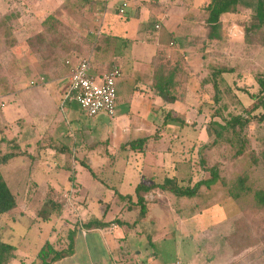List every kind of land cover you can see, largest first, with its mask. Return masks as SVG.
<instances>
[{
	"label": "rangeland",
	"instance_id": "rangeland-1",
	"mask_svg": "<svg viewBox=\"0 0 264 264\" xmlns=\"http://www.w3.org/2000/svg\"><path fill=\"white\" fill-rule=\"evenodd\" d=\"M4 1L6 3L4 6L2 5L0 11V103L3 102L0 106L1 109L5 107L6 101L12 99L11 93L13 91L27 89L24 87L34 85L33 81L36 79L34 76L38 73L40 74L39 69L33 70L34 63L41 65L40 70L51 71L53 67L59 68L60 65L65 63V60L74 59L75 57H72L71 54L72 50L78 52V57L80 58H93L94 63L96 62V55L102 59L103 51L122 54L124 50H129L132 54L140 55V57L137 56L135 58L138 59L139 57L141 61H146L145 66H143L144 68L149 67V60H147L149 59V52L155 50V47L153 44L147 43V35L148 32L151 35H155L154 33L158 29L160 30L163 25L160 19L150 16L151 13L147 7L141 5L140 8L142 9L139 8V10L136 6L131 7L132 14H135L137 10L139 12V19L134 22L136 30L130 36L131 41L126 38V40L124 38H122L123 40L117 39L114 36L107 40L100 38L97 31L101 32V28H98V26H94V32L88 30V28L84 29L83 25L77 22L78 30L75 31L71 24L64 22L60 18L64 13L56 11L53 7H48L44 11L37 10L36 14L32 13V15H35L32 17L30 11H28V7L24 6L27 0ZM149 1V4H154L157 1L161 3V12L164 14H160V18L163 16L165 18L171 17L172 23L170 27L175 28L168 47L161 50L166 53L167 57H171V55H174V51H179L177 49L181 48L180 51L185 54L190 66L195 69L193 71L195 74L189 82L190 88L187 102L176 101L171 106L174 113L185 117L187 125L183 126L173 121V123H168V121V124L166 123L168 132L171 135H178V138L172 141L173 151L171 155H174L172 159L185 160L180 162L178 166L180 176L178 183L179 185L189 184L187 181L192 171L191 168L195 172L194 181L209 176V172L202 170L199 163L201 154L207 157L208 160L210 159L212 163H220L221 175L227 178L230 175L235 176L241 170L248 167L250 162L247 159L233 158L231 152L224 147L220 150H206L205 143L208 144L212 138V136L208 135L206 129L215 111L220 109L221 114L228 116L229 112L240 113L245 107L252 109L253 105L256 104L251 98V93H256L259 90L257 78L264 75V46L246 42L243 26V22L249 19V16L254 12L255 0H243L237 13L223 16L224 39L221 42L212 41L207 47V56L205 58L202 57V53L195 51V47L200 44L191 42L190 37L199 36L201 32H207L205 19L208 16V11L205 5L210 0ZM90 2V0L75 2L73 4V7L75 6L73 11L75 8L79 9L78 11H74L72 17L83 16L84 14L81 15V13H85L86 11L92 13V4ZM15 3L17 4L15 5ZM122 3L123 0L115 1L113 9L117 10ZM16 6H23L25 8L20 10ZM31 10H34V8ZM102 10L98 11V13L102 12ZM50 11H54L55 13H50ZM116 13L122 12L119 10ZM165 18L163 19L164 21ZM30 19L33 20L29 22ZM73 25L76 26L75 23ZM40 36H45V38L41 39ZM134 38H137V41H134ZM149 41H151V38ZM111 46L112 48H110ZM60 49L67 52L60 55ZM113 63L114 61L107 62L108 69ZM208 63H214L219 66L224 65L234 69V73L224 74L220 79V87L224 100L219 105H215L210 92L201 87L200 79L202 77L208 78L211 74L206 68ZM101 71L103 72L104 69ZM196 73H200V78L195 76ZM39 74L37 79L42 81ZM26 96L28 97V94L24 92L23 96L21 95V99L23 97L26 98ZM69 105L75 110L74 113L80 124L84 123L92 127L101 118L99 114L96 116L87 115L76 101H72ZM223 105H226V107H223ZM13 106L16 105L11 104L10 107ZM201 106H203L202 111H200ZM124 108H127V106H124ZM131 109L135 114L140 116H146L147 114V111L138 105H133ZM155 111L156 108H153L152 112ZM259 111L263 112L264 108L260 107L256 112ZM162 113L166 114V111H161L160 114ZM20 115L22 116L24 113H18L17 116ZM2 117L0 115V138L1 133L5 129V121ZM218 118L221 119L222 116H218ZM164 119L163 116L157 118L158 124H155V131L164 123ZM174 131L179 132V134H175ZM188 136L191 137V139L189 138L190 140ZM248 136L254 144L257 143L258 138H261L259 140L261 142L262 137H264V124L253 122L248 130ZM192 138L195 139V142ZM152 142L153 140L149 142L150 146H153ZM164 143L166 145L165 141ZM154 144L157 147L155 142ZM159 144L161 146L163 143ZM200 147H204L205 150ZM198 149L201 150L198 151ZM151 155V153H147L146 156L144 154L136 157L134 153L124 150L118 153L115 160L117 170H123L124 173L118 171L111 173L112 170L110 171V169L100 173L101 171L96 168V176L105 178L104 180L107 179L106 182L108 181L109 184L122 186L120 178L124 174L126 176L124 180L125 184L127 181L133 182L136 177L132 174L130 163L136 161V163L138 162L137 165H142L145 158L146 160H151ZM127 159H130V163L129 168L125 169ZM155 159L159 161L161 158L155 155ZM19 160L22 161V158H18L14 164L21 162ZM164 161L166 163L171 161L170 156H167ZM31 163L28 158L23 159L21 165L16 170L20 175L18 179L24 178V180L23 182L20 180L22 183L17 189L12 185L17 193L18 202L24 205L15 208L7 214L0 215V239L18 246L24 242V239L33 243V246H35L36 241L40 244L41 239H52L53 235L57 237L55 240L59 239L56 230L59 227L66 226L65 224L61 226V222L63 221L62 217L59 216L61 208L62 210L68 209L66 216L70 220L69 223L74 226L77 225L75 221L79 220L80 216L83 215L82 210L84 207L78 203V199L76 200L74 197H71L72 195L76 196V190L78 191V187L75 186V184L77 185V181L73 175L78 179L81 178L80 170L76 172V168L80 169L81 164L78 163V166H74L75 164L57 166V163L55 164L54 161H51L49 162L51 163V167H41L43 171H40V174L37 176L43 177V179L51 183L54 180L55 184L52 183V186L61 191L60 199H58L59 194H54V196L46 199L41 195L40 191H35V188H31L32 186L28 185L29 177L34 176L38 172V170L31 171L35 166L31 167ZM42 164L36 165L41 166ZM132 165L135 166L134 163ZM255 174H261V179L264 182V173L262 174L261 171H257ZM5 175L9 179V182L12 183L13 178L11 175L7 171H5ZM86 177L91 178L90 174H87ZM91 182L92 180H87L89 188L100 189L102 191L103 188H107L106 185L101 183L96 187ZM42 190L47 191L46 188ZM108 190L111 191L110 188ZM111 195L112 193H104L100 196L104 201L95 199L92 202L93 213H96L98 218H104V213L107 212L108 206L111 204L110 198H108ZM157 200L160 201L158 205L163 209H168L167 211L164 210V216L157 218L158 236L162 238L170 236L169 239L176 241V248H172L173 243L170 240L162 242V244L169 245L164 252H160L161 258L164 260L175 256L177 252V256L186 262V264H264V241L260 239L262 232L259 230L260 224H263L264 220L261 216L256 218V222L250 218L247 219L245 216H250L252 213L241 212L239 205L230 196L227 187L221 180L210 188L203 186L199 193L193 197L166 190L163 191L162 196ZM246 219L249 223L246 222ZM243 220L244 223H242ZM236 221H241L244 231L248 228V236L245 243L248 244V247L238 255H234V248L228 241L231 233L237 228ZM60 234L62 238L67 239L66 237L69 232L68 230H64ZM138 242L140 243L139 240ZM33 249L23 250V252L27 256H31V254H34ZM156 251H159L157 246ZM141 258L142 260H147L146 255H143Z\"/></svg>",
	"mask_w": 264,
	"mask_h": 264
},
{
	"label": "crops",
	"instance_id": "crops-1",
	"mask_svg": "<svg viewBox=\"0 0 264 264\" xmlns=\"http://www.w3.org/2000/svg\"><path fill=\"white\" fill-rule=\"evenodd\" d=\"M78 1L80 0H27L24 6L28 7V11H30L32 17L35 16L32 15V13L36 14L37 10L44 11V9L48 7H53L56 11L64 13L60 18H62L64 22L71 24L73 26L71 27L75 31L78 30L77 22L81 23L84 29L88 28V30L91 31H94V26H98V28H101V32L97 31L100 38L107 40L114 36V38L117 39L126 38L131 41L130 36L133 34V31L136 30L134 22L139 19L138 10L141 5L147 7L151 13L150 16L160 19L163 25L161 28L158 25L160 30L158 29L156 33H154L155 35H151L148 32L147 43L153 44L155 50L149 52V59H147L149 60V67H146L147 69L143 67L146 61H141L139 59L140 55L135 53L132 54L129 50H124L122 54H113L103 51L102 59L96 55V64L93 58H85L92 61L94 65L93 71L96 74L101 73L102 69H104V71L108 69V61L118 63L122 68L123 75L117 82L118 99L114 117L106 113H99L101 118L96 121L92 127L84 123L80 124L74 113L75 110L69 105L71 101L65 100L66 91L70 83L72 67L84 59L78 57L79 53L75 50L71 51L72 57H75L74 59L65 60V63L60 65L59 68L53 67L51 71L40 70L41 65H36V63H34L35 66L33 70L36 71V69H39L38 71L40 74H38L42 81L37 79L38 74L35 75L34 78L36 79L33 81L34 85L24 87L27 89L13 91L11 93V96H13L12 99L6 101L4 108L1 109L0 107V115L3 116L2 118L5 121V129L4 132L1 133L0 140L6 138L13 144L20 145L21 149L27 152L26 155L14 157L10 159L9 162L2 165L3 175L16 196L17 193L14 188L17 189L24 180V178H22L20 179L22 182H20L18 179L20 175L16 169L21 165L24 158H28L29 161L32 162L31 167L35 165L31 171L38 170L34 176L29 177L28 185L30 187L32 186L31 188H35V191H40L42 193L41 195L46 199L54 196V194H59L58 199H60L61 191L52 186L54 180L51 183L43 179V177L37 176L40 174V171H43L41 167H51V163H49L51 161H54L55 164L57 163V166H68L71 164L78 166L81 164L80 169L76 168V172L80 170L81 178L78 179L73 175L77 181V185L75 184V186L78 187L79 192L76 190V196H71L76 200L78 199V203L84 207L82 210L83 215L80 216L79 220L75 221L77 225L74 226L69 223L70 220L66 216L68 209L62 210L61 208V214H59L63 219L61 226L63 224L66 226L62 228L59 227V229L56 230L59 239L55 240L57 237L52 234V239L44 238L42 240L40 238V244L36 241L35 246H33V243L30 241H26L27 239H24V242L19 244L20 246L11 243L17 247L18 255L13 264L39 263L37 255L46 241L57 243V247L59 248L66 247L67 241L62 238L60 233L64 230L70 232L75 229L76 241L74 252L70 256L57 261L55 264H172L175 260L181 259L177 256L176 249V255L168 257V260L161 258L160 252H164L169 247V245L162 244L164 240L172 241V248H176V241L174 239H169L170 236L162 238L158 236L157 233V218L164 216V210L167 211L168 209H163L158 205L160 201L157 199L152 200L153 197H151V200L147 204V214L139 219V209L134 205V200L123 197L124 195L134 194L137 185L143 182L164 183L170 180H180L178 166L180 162L185 160H174L172 159L174 155H171L173 151L172 141L178 138V135H171L168 132V128H163L159 137H154L155 132L162 126L160 125L155 131V124H158L157 118L159 116H165V114H160V112L168 111L169 109L173 110L171 106L176 103V101H167L163 95L152 91L148 83L145 82V76L151 74L153 71V66L151 64L152 57L158 50L167 48L171 42L172 34L175 31V28L170 27L172 18H165V16H163L165 21L163 17V19L160 18L159 15L164 14L161 12V3L157 1L154 4H149V0H123V3L117 10L113 9V5L114 2L118 0H90L92 4V13L86 11L85 13H81V15L84 14L83 16L72 17L74 11H78L79 9L75 8L73 11L75 7H73V4ZM5 3L4 0H0V11L2 5L4 6ZM124 3H126V6H124ZM16 4L17 3H15V5ZM135 6L138 10L135 14H132L130 8ZM16 7L20 10L25 8L23 6ZM32 8H34V10H31ZM121 9H123V11H121ZM101 10L102 12L98 13V11ZM119 10L122 13L117 14L116 11ZM51 12L55 13L54 11H50V13ZM31 20L33 19H30L29 22ZM81 20L82 22H80ZM73 23H75L76 26L73 25ZM150 38L151 41H149ZM134 41H137V38H134ZM105 46L108 47L107 45ZM110 48H112V46ZM65 52L67 51L60 49L59 54L62 55ZM137 56H139L138 59L135 58ZM103 61H105V63H103ZM19 86L23 87L22 85ZM24 92L28 94V97L26 96V98L23 97V99H21V95L23 96ZM11 104L16 106L10 107ZM133 105L143 107L147 111L146 116L135 114L131 109ZM124 106H127V108H124ZM16 107L18 108L16 109ZM153 108H156L155 112H152ZM21 112H23L25 116H17L18 113L20 114ZM174 133L179 134V132L176 131H174ZM147 136L150 138L143 147L133 149L128 144L131 140ZM189 138L191 139L190 136H188V139ZM194 138H192V140ZM151 140H153V146L149 145ZM154 142L157 147L154 146ZM159 143L163 144L159 146ZM124 150L129 153H134L136 157L144 154L146 156L147 153L152 154L151 160H146L145 158L142 165H137L138 162L136 163V161L130 163V159L126 160L125 169L129 168L130 163L132 174L136 177L133 182L127 181L125 184L124 180L126 176L124 174L120 178L123 184L122 186L109 184L108 181L106 182L107 179L104 180L105 178L96 176V168L101 171L100 173L108 169H110V171L112 170L111 173H116L118 170L115 160L118 153ZM155 155L160 156L161 159L159 161L158 159L156 160ZM167 156H170L171 159L168 163L164 161ZM18 158H22V161L19 160L21 162L14 164ZM40 163L43 164L41 166L36 165ZM132 163H134L135 166H133ZM88 167H91L92 171H89ZM5 171L13 178L12 183L9 182V179L5 175ZM118 172L124 173L123 170ZM87 174H90L91 178L86 177ZM88 179L92 180L91 183L95 184L96 187L101 183L106 185L107 188H103V191L89 188V186H87ZM12 185H14V188ZM43 185H45V187H43ZM43 188H46L47 191H43ZM108 188H110L111 191H109ZM154 191L155 194L158 195V198L163 194V190L156 189ZM104 193H112L111 197L108 196L111 204L108 206L107 212L104 213V218L100 219L96 213H93V206L91 204L95 199L104 201L103 198H100ZM23 205V203L18 202L17 208ZM78 213L80 212L78 211ZM116 219H120L127 223L118 224L117 222H113L106 227L88 228L84 226V223L92 220L111 222L114 220L116 221ZM135 221H137L136 224H134ZM168 244L170 243L168 242ZM156 246L159 251H156ZM34 247L35 249H33ZM31 249L34 250V254H31V256H27L23 252V250ZM143 255H146L147 260H142L141 257ZM182 263L186 264L183 260Z\"/></svg>",
	"mask_w": 264,
	"mask_h": 264
},
{
	"label": "trees",
	"instance_id": "trees-1",
	"mask_svg": "<svg viewBox=\"0 0 264 264\" xmlns=\"http://www.w3.org/2000/svg\"><path fill=\"white\" fill-rule=\"evenodd\" d=\"M242 3L243 0H210L209 3L205 5L208 11V16L205 19L207 32H201L199 36L195 35L190 37L191 42L200 44L195 47V51L202 53L203 58L207 56V47L212 41L221 42L224 39L223 16L237 13ZM243 26L245 29L246 42L264 46V0H255L254 12L249 16V19L243 22ZM40 38L43 39L45 36H40ZM180 49L181 48L177 49L179 51H174V55H171V57H167L163 50L158 51L152 57L151 64L153 66V71L151 74L145 76V82L148 83L152 91L163 95L167 101L185 103L187 102L190 88L189 82L195 74L193 73L195 69L190 66L185 54L181 52ZM206 68L211 74L208 78L202 77V79H200L201 87L207 89L211 96H213L212 98L215 105H219L224 100L220 87V79L224 74L234 73V69L224 65L219 66L214 63H208ZM195 76L200 78L201 75L200 73H196ZM257 82L259 90L256 93H251V98L256 102L252 109L245 107L240 113L229 112L228 116L221 114L219 109L214 112L213 118L208 122V127L206 129L208 135L210 137L212 136L210 142L208 144L205 143L206 150H220L223 147L227 148V150L231 152L233 158L247 159L248 162H250L248 167L241 170L235 176L230 175L228 176L229 178H227L221 175V169L219 168L220 163H212L210 159L208 160L207 157L201 154L199 163L201 164L202 170L209 172V176L207 177H202L194 181L195 172H193V168H191L192 171L187 181V183H189L188 185H179L178 179L176 181L170 180L164 183H140L137 185L134 194L123 196L124 198L134 200V205L139 209V219L147 214V204L151 200V197H153L152 200L158 199V195H156L154 191L156 189L193 197L199 193L203 186L210 188L213 184L221 180L227 187L230 196L234 198L239 205L241 212L252 213L250 216H245L247 219L250 218L256 222V218L261 216L264 220V182L261 179V174H255L257 171H261L262 174L264 173V137H262L261 142L259 141L261 138H258L257 143L254 144L248 136V130L253 122L264 124V111L256 112L260 107L264 108V75L258 77ZM223 107H226V105H223ZM202 108L203 106H201L200 111H202ZM218 116H222V118L219 119ZM164 118V123L161 128L156 131L154 137H159L162 129L166 128L167 121L168 123L176 122L183 126L187 125L185 117L179 114L176 115L172 109L166 111ZM149 138L150 137L147 136L131 140L128 144L133 149H138L139 147L145 146ZM201 149H204V147ZM201 149H198V151ZM26 154L27 152L23 151L20 145L13 144L6 138L0 140L1 216L11 212L18 206L17 196L3 175L2 165L6 164L14 157ZM88 169L92 171L91 167H88ZM247 219L246 222L249 223ZM113 222H117L118 224L127 223L120 219L111 222L92 220L84 223V226L88 228L106 227ZM136 222L137 221H135L134 224H136ZM236 223V230L232 232L228 238L229 243L234 248V255L240 254L248 247V244H245L248 236V228L245 231L242 228L244 220L242 223L241 221H236ZM75 230H71L66 237V247L59 248L57 247V243L46 241L37 255L39 263L35 262L33 264H55L64 257L70 256L75 249ZM259 230L262 232L260 239L264 241V223L260 224ZM17 256V247L0 239V264H13ZM178 261L182 263L181 260Z\"/></svg>",
	"mask_w": 264,
	"mask_h": 264
},
{
	"label": "built area",
	"instance_id": "built-area-1",
	"mask_svg": "<svg viewBox=\"0 0 264 264\" xmlns=\"http://www.w3.org/2000/svg\"><path fill=\"white\" fill-rule=\"evenodd\" d=\"M93 70L94 65L89 59H82L72 67L65 100L76 101L89 116L106 113L114 117L118 99L117 82L123 75L122 68L118 63H113L102 73L96 74ZM172 264L182 263L177 260Z\"/></svg>",
	"mask_w": 264,
	"mask_h": 264
}]
</instances>
